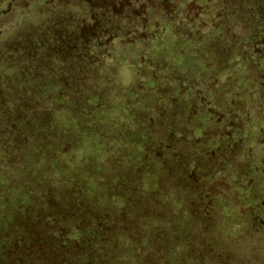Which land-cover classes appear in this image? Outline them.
<instances>
[{"label":"trees","instance_id":"obj_1","mask_svg":"<svg viewBox=\"0 0 264 264\" xmlns=\"http://www.w3.org/2000/svg\"><path fill=\"white\" fill-rule=\"evenodd\" d=\"M23 5L0 264L264 261V0Z\"/></svg>","mask_w":264,"mask_h":264},{"label":"rangeland","instance_id":"obj_2","mask_svg":"<svg viewBox=\"0 0 264 264\" xmlns=\"http://www.w3.org/2000/svg\"><path fill=\"white\" fill-rule=\"evenodd\" d=\"M0 1H1V4H0V11H1L0 12V52H2V50L4 48H6L8 45H10L12 47L15 39H18V38L21 39L22 32L25 31V28H23V29H21V28H22V26L27 25L25 22H21L22 21V15L25 14L27 17H29L28 15L30 14V16H31L32 12L34 14L35 11L33 9H28L27 7H25L23 5L24 0H15V1H13V0H0ZM12 1H13V3L9 4ZM50 1H52V0H50ZM67 1L70 3L73 0H67ZM52 29L55 31H58L59 28H57L56 26H52ZM18 67H13V62H11V61H7V60L0 61V88L1 89H7V83L9 81L10 77L15 72H19V71H17ZM12 92L15 93V90ZM262 214L264 215V213H262ZM219 224H220L219 228L221 230L225 228L223 224H221V223H219ZM216 229H217V227H216ZM221 235L217 234V236H216V237H218L219 247L222 248L224 252L230 251L231 254L230 255L228 254L230 257L227 260H224L222 262H217L214 259H211V260H208L206 263H212L213 262L212 264H222V263L242 264L243 261H241V259L243 257L241 255L242 253L240 252V250L238 248H236L235 246H231V247L227 246V242H225V238L224 237L220 238ZM263 238H264V236H263ZM263 243H264V241H263ZM260 249H264V244H262ZM242 252H244V249L242 250ZM249 261H250V264H264L263 258L258 257V256H253L251 258V260H249Z\"/></svg>","mask_w":264,"mask_h":264}]
</instances>
